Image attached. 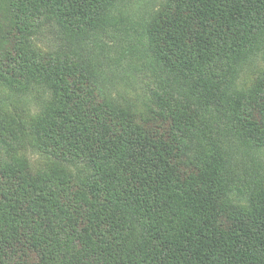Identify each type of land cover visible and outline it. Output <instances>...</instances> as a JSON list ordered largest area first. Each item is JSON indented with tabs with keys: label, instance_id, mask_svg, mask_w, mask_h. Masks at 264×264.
<instances>
[{
	"label": "trees",
	"instance_id": "16d2710c",
	"mask_svg": "<svg viewBox=\"0 0 264 264\" xmlns=\"http://www.w3.org/2000/svg\"><path fill=\"white\" fill-rule=\"evenodd\" d=\"M134 1L0 0V264H264V0Z\"/></svg>",
	"mask_w": 264,
	"mask_h": 264
},
{
	"label": "rangeland",
	"instance_id": "374dc122",
	"mask_svg": "<svg viewBox=\"0 0 264 264\" xmlns=\"http://www.w3.org/2000/svg\"><path fill=\"white\" fill-rule=\"evenodd\" d=\"M146 0H135L133 5L135 7V10L133 12V14L136 17H141L142 13L146 10V8L148 6H152V3L155 2H159L158 0H149L147 2H145ZM130 82V81H129ZM127 83H126V79L121 80H117L116 83L111 84L110 86L112 87L113 90H117V87H121V88H125ZM128 88V87H127Z\"/></svg>",
	"mask_w": 264,
	"mask_h": 264
}]
</instances>
